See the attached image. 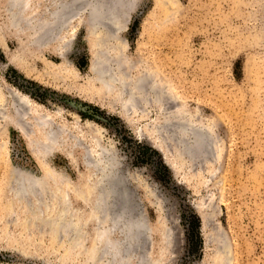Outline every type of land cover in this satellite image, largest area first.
I'll use <instances>...</instances> for the list:
<instances>
[{"label":"rangeland","instance_id":"374dc122","mask_svg":"<svg viewBox=\"0 0 264 264\" xmlns=\"http://www.w3.org/2000/svg\"><path fill=\"white\" fill-rule=\"evenodd\" d=\"M263 1L137 0L121 35L122 46L126 45L125 54L131 62L145 61L164 77L166 95L172 100L168 101L169 109L175 113L168 116L167 123L172 128L203 123L217 129L220 136L208 160H178L172 148L174 153L167 156L175 170L172 172L160 152L142 137L156 116L152 113L143 120L140 114H126L131 120L128 124L117 114L122 110L119 105L111 110L99 105L111 106L113 97H108L107 103L87 99L71 89L76 84L55 79L58 65L63 63L54 52L56 46L47 42V49L36 50L30 41L32 26L24 21L22 30L7 27L8 14L0 0L1 84L27 95L45 111L60 115L58 120L67 126L85 128L90 121L100 128L98 133L85 130L91 136L98 134L102 147L119 162L123 184L129 196L132 194L131 198L126 196L129 214L144 215L151 228L145 249L155 260L153 264H264ZM34 2L39 11L50 4L49 0ZM85 14L82 11L75 16L68 32L64 30L59 36V40H71L67 60L80 84L93 78L90 67L95 54ZM6 53L14 58L25 55L35 68L28 74L18 70ZM179 108L186 113L183 119ZM163 122L157 117L158 125ZM6 123L7 128L0 130V264H102L92 257L95 244L90 238L84 254L80 246L71 249V243L65 241L57 249L51 230H36L34 234L13 226L12 237L19 242L35 241L30 255L4 240L2 215L13 203L6 185L9 164L42 174L41 159L46 169L72 179L75 188H80V175L89 174L78 150L57 147L48 157L36 150L33 153L31 139L26 140L9 120ZM137 132L143 135L138 137ZM72 203L78 212L86 210L76 195H72ZM22 207H15L20 214L15 219L24 223L27 214ZM201 212L207 216L205 225ZM89 231L94 234L92 228ZM226 246L228 253L224 252ZM109 259L103 264H110Z\"/></svg>","mask_w":264,"mask_h":264},{"label":"bare ground","instance_id":"6f19581e","mask_svg":"<svg viewBox=\"0 0 264 264\" xmlns=\"http://www.w3.org/2000/svg\"><path fill=\"white\" fill-rule=\"evenodd\" d=\"M34 1L36 0H3L9 19L7 27H13L16 32L24 29V24L32 26L30 41L36 50L47 49V42L56 46L54 52L62 58L63 63L58 65L55 79L76 84L71 89L87 99H101L107 103L105 100L113 97L111 103L108 101L112 107L105 106L103 102L99 105L110 110L117 107L116 104L119 105L122 110H117V114L128 124H131L128 115L140 114V119L148 120V116L153 113L156 118L151 120L154 124L150 123L149 132L144 135L138 132L136 134L138 137L143 135L147 143L160 152L172 172L175 170L167 156L174 153V147L178 153L174 155L178 160L203 161L214 154L220 141L217 129L203 123L198 126L175 123L177 126L172 125L175 126L172 128L167 119L175 113L169 109L168 101L172 100L167 97L168 93L166 95L167 84L164 77L158 71H153L145 61L131 62L128 54H125L126 45L122 46L121 35L136 10L137 0H49L48 7L40 11L33 5ZM82 11H86L84 24L92 34L95 48L90 67L93 78L84 84L78 83L76 73L69 68L67 52L70 50L71 40H59L61 32L68 29L72 19ZM6 56L10 62H14L18 70L26 74L35 68L25 55L14 58L6 53ZM5 86L0 82V130L7 128L6 122L9 120L10 126L26 140L31 139L33 145L29 146L30 151L39 152L42 156L48 157L57 147H66L68 151L78 150L83 159L82 164L89 170L88 175H80V188H75L72 179L66 175H57L52 169H46L41 159L38 164L42 174L9 164L6 185L13 203L2 215L5 228L3 238L8 239V245L30 255L35 241L19 242L12 237L13 226L28 232L34 231V234L37 233L36 230L41 232L44 229L52 231L57 249L62 248V242L65 241L67 244L71 243V249L80 246L84 254L88 251L86 242L89 238L92 239L95 244L92 257L98 263L103 264L106 258H110V264H153L155 260L146 255L145 249L151 228L144 215L135 214L136 217H133L129 214L130 206L128 208L126 199L129 194L127 186L123 184L119 162L111 152L105 151L98 134L91 136L85 130L92 129L94 133H98L101 132L100 128L90 121L85 128L80 125L67 126L58 120L60 115L45 111L27 95ZM60 110L59 113L62 112ZM177 112L180 117L182 114L186 115L180 108ZM157 117L163 118L165 122L158 125ZM74 118L77 122L80 121L77 114ZM175 128L177 130L173 131ZM161 129L170 134L178 131L179 139L173 143V139L167 138L169 134H163ZM153 130L157 133L152 132ZM88 136H91V142L88 141ZM69 158L72 162L75 161L72 155ZM72 195H76V199L84 204V212L75 209ZM17 206H23L22 209L27 214L24 223L15 219L20 217L15 208ZM54 206L56 209H53ZM199 214L205 225L206 214ZM89 228H92L94 234H90ZM224 252L228 253L227 246Z\"/></svg>","mask_w":264,"mask_h":264},{"label":"water","instance_id":"95a60500","mask_svg":"<svg viewBox=\"0 0 264 264\" xmlns=\"http://www.w3.org/2000/svg\"><path fill=\"white\" fill-rule=\"evenodd\" d=\"M78 109H79V107H78ZM79 110H80V109H79ZM179 136H180V134H176V135L171 134V135H169V137H167V138H171V140L173 139V140H175L174 142H176V140L179 139ZM162 159H163V161L165 162L163 156H162Z\"/></svg>","mask_w":264,"mask_h":264}]
</instances>
